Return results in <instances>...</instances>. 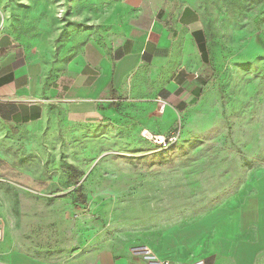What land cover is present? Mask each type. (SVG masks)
Returning <instances> with one entry per match:
<instances>
[{"label": "rangeland", "instance_id": "rangeland-1", "mask_svg": "<svg viewBox=\"0 0 264 264\" xmlns=\"http://www.w3.org/2000/svg\"><path fill=\"white\" fill-rule=\"evenodd\" d=\"M185 1L206 19L211 62L205 96L174 102L177 123L162 133L180 131L178 140L161 146L141 134L139 145L127 147L119 137L85 134L67 148L62 130L6 124L1 240L57 258L74 254L92 233L152 237L221 204L238 176L264 172V0ZM107 2L0 0V15L29 49L56 53L57 30L86 25L99 13L94 6Z\"/></svg>", "mask_w": 264, "mask_h": 264}, {"label": "crops", "instance_id": "crops-1", "mask_svg": "<svg viewBox=\"0 0 264 264\" xmlns=\"http://www.w3.org/2000/svg\"><path fill=\"white\" fill-rule=\"evenodd\" d=\"M97 5L86 25L57 30L56 53L29 49L0 15V132L6 124L34 125L62 130L67 148L85 134L119 137L128 147L139 145L144 130L169 131L174 102L205 96L211 55L200 10L185 0ZM135 244L169 264H264V172L238 176L221 204L170 231L92 233L74 254L57 258L0 240V264H148Z\"/></svg>", "mask_w": 264, "mask_h": 264}, {"label": "built area", "instance_id": "built-area-1", "mask_svg": "<svg viewBox=\"0 0 264 264\" xmlns=\"http://www.w3.org/2000/svg\"><path fill=\"white\" fill-rule=\"evenodd\" d=\"M162 110L165 108V103L161 104L160 107ZM179 132L177 130L171 131L169 134H153L148 130H144L142 132V136L147 138L150 141H153L156 144L161 146H167L169 144H173L179 138ZM3 229L0 227V240L3 237ZM132 251L136 254H139L143 260H145L148 264H169L168 261L162 260L157 253L148 245H137L132 248ZM188 264H207L205 259H196Z\"/></svg>", "mask_w": 264, "mask_h": 264}, {"label": "trees", "instance_id": "trees-1", "mask_svg": "<svg viewBox=\"0 0 264 264\" xmlns=\"http://www.w3.org/2000/svg\"><path fill=\"white\" fill-rule=\"evenodd\" d=\"M261 44V46H262V48H264V42H260ZM143 137V136H142ZM144 139H146V140H148L147 138H145V137H143ZM148 141H150V140H148ZM77 194H78V196H79V199L82 201V202H85V196H84V194L82 193V191H81V187L79 186L78 188H77Z\"/></svg>", "mask_w": 264, "mask_h": 264}]
</instances>
